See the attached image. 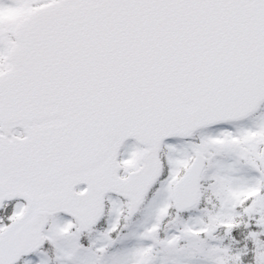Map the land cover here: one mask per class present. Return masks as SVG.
<instances>
[{"label":"snow or ice","instance_id":"obj_1","mask_svg":"<svg viewBox=\"0 0 264 264\" xmlns=\"http://www.w3.org/2000/svg\"><path fill=\"white\" fill-rule=\"evenodd\" d=\"M0 264H264V0H0Z\"/></svg>","mask_w":264,"mask_h":264}]
</instances>
